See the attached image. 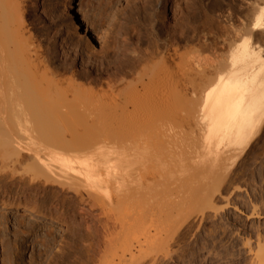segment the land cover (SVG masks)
<instances>
[{
    "label": "bare ground",
    "instance_id": "6f19581e",
    "mask_svg": "<svg viewBox=\"0 0 264 264\" xmlns=\"http://www.w3.org/2000/svg\"><path fill=\"white\" fill-rule=\"evenodd\" d=\"M39 4L0 0L2 174L68 195L97 245L123 241L110 264H133L162 229L243 192L236 167L264 134V0H135L113 30L96 22L88 42L57 28L58 5ZM0 207L53 216L1 195ZM79 225L80 254L57 264L91 262ZM258 232L248 264H264Z\"/></svg>",
    "mask_w": 264,
    "mask_h": 264
},
{
    "label": "rangeland",
    "instance_id": "374dc122",
    "mask_svg": "<svg viewBox=\"0 0 264 264\" xmlns=\"http://www.w3.org/2000/svg\"><path fill=\"white\" fill-rule=\"evenodd\" d=\"M37 1L41 6L39 12H41V10L43 11L42 7L44 5L47 7L52 3L58 5L60 10L62 9L63 12L65 11L66 15L63 21L58 19V25H60L57 26V28H64V26L67 28L68 26L69 33L67 31V35L70 33H76L77 37H82L84 40L86 39L85 42H88L90 40L87 37L91 35L90 30L94 28L96 22H101V20L105 21V24L102 25L101 29L107 30L110 28L113 30L114 23L118 20V15H120L119 18L123 16L122 11L125 9V6L129 5V2L134 3L135 0ZM169 8L171 7L169 6ZM104 11H107L106 14H104ZM99 12H102L103 15ZM169 13H171V9H169ZM52 34L54 35V32H52ZM100 35L103 36V31L100 32ZM99 40L101 45L103 38L96 40L97 47H100ZM263 140L264 134L256 145L248 149L249 153L247 152V156L245 155L242 159L244 161L241 160V163L239 162L236 167V172H238L239 169L237 175L239 179L240 177H243L244 179H242L244 181L245 178L248 180L246 181L247 184L244 181L241 182V185H243V182L245 183L243 186V192L245 194L243 192V194L239 193L241 196L238 194H232L233 196L235 195L233 197L232 195H228L225 191L222 195H225L226 193L225 198L227 200L225 198L223 199L222 195L216 194L217 196H214L215 198L213 197L214 199H212L214 206L203 208L206 210V216L202 218L200 214H195L182 225L180 222L173 223V225L170 226L171 233L162 229L160 232L161 234L158 235V240L147 246L146 253L136 258V260L133 261V264H166L168 262L167 260L171 261V264H180L172 261L173 258L170 259L171 257H177V255L186 258L187 263L185 262L184 264H248V259L251 257L249 253L250 248L253 249L255 245L254 250H257V241H254V239L257 240L255 237H258L256 232L259 233L258 231H262L263 233L261 232V234H264ZM2 173L3 172L0 169L1 196L5 199L7 198V200L28 203L37 211H48L49 214L53 213V216L48 215L47 217H37V215L34 214L32 216H25L21 215L20 211H8L7 209L0 207V253L2 255L0 258V264H57L56 260L62 255L61 253H68V257L71 259H74L73 257L75 254L78 257L80 253L74 254L75 239L77 236L74 226L79 224V229L85 234V247H92V250L87 249L84 251L86 254L85 260H87V262L91 260L89 264H110L112 249H116L119 254L124 250L123 241L117 242L115 247L110 248L107 244V240L101 236L99 237L100 245H97L98 242L96 243L94 241V236L96 234H94L92 227H89V225L93 226L94 221L88 220L89 216L82 218L81 214L78 213L79 211L73 209L76 208L75 205H73V202L70 203L68 198L65 200V196L68 197V195L64 194V196L56 188L53 189V194H51V192L45 194L44 186L40 187L38 185L34 187V189H31L27 180L25 182H20L19 179L21 178L16 177L18 179L15 180L12 176H6ZM241 173H243V176ZM250 185H252V189L249 187ZM246 197L248 199H246ZM227 201H229V203ZM253 207L260 208V211H262L260 212L257 209L260 212V218H254V216L251 217L252 214H248L251 213L252 210L255 211ZM57 209L60 212H58ZM217 210L219 216L216 212ZM210 211L214 212V217H211L213 214ZM215 215L219 218L217 219ZM209 216L211 219L206 221V219L210 218ZM152 228L151 233H155L156 230L154 227ZM140 233L141 231H136L134 234L132 233L131 235L133 237H130L131 240L134 238L136 240V237H138ZM262 238L264 239V237ZM141 239L145 240V237L141 235ZM249 240L252 243H249ZM246 241L251 246L253 245V247L248 243L246 244L249 246H245ZM136 243L137 242L135 241V244ZM93 244L96 246H92ZM117 247L121 249L119 250ZM246 249L248 253L246 252ZM73 254L74 256H71ZM188 258L190 260L192 259L191 262H189ZM144 260L145 262H140ZM121 264H124V262Z\"/></svg>",
    "mask_w": 264,
    "mask_h": 264
}]
</instances>
